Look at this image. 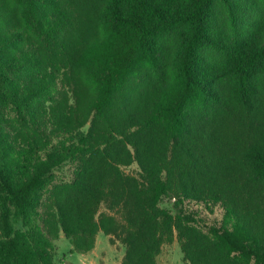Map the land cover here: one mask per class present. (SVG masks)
Here are the masks:
<instances>
[{
    "label": "trees",
    "instance_id": "obj_1",
    "mask_svg": "<svg viewBox=\"0 0 264 264\" xmlns=\"http://www.w3.org/2000/svg\"><path fill=\"white\" fill-rule=\"evenodd\" d=\"M60 231L264 264V0H0V264Z\"/></svg>",
    "mask_w": 264,
    "mask_h": 264
},
{
    "label": "rangeland",
    "instance_id": "obj_2",
    "mask_svg": "<svg viewBox=\"0 0 264 264\" xmlns=\"http://www.w3.org/2000/svg\"><path fill=\"white\" fill-rule=\"evenodd\" d=\"M128 173H135L137 166L132 163L124 167ZM73 164L67 162L56 171L57 180H69L72 177ZM192 207L199 209L201 215L206 217L208 223L220 221L222 209L216 205L213 212L205 209L203 203H192ZM44 211V206L41 207ZM55 264H121L125 253V247L118 240H110L109 235L99 231L96 235L94 247L87 252H79L74 249L71 241L62 231L58 238L54 239ZM157 264H189L183 258L180 242L177 235L171 242L162 244L160 253L156 256Z\"/></svg>",
    "mask_w": 264,
    "mask_h": 264
}]
</instances>
